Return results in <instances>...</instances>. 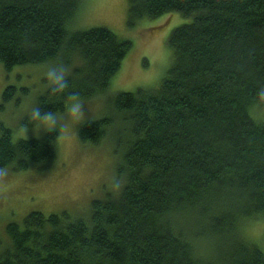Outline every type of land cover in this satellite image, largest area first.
Returning <instances> with one entry per match:
<instances>
[{"label":"trees","instance_id":"trees-1","mask_svg":"<svg viewBox=\"0 0 264 264\" xmlns=\"http://www.w3.org/2000/svg\"><path fill=\"white\" fill-rule=\"evenodd\" d=\"M82 2L0 0L5 71L57 55L71 68L63 96L49 88L37 100L55 114L72 94L105 95L131 48L106 27L72 30ZM172 12L188 21L168 38L160 86L112 97L128 135L120 191L87 218L30 212L9 223L0 264H264L243 230L264 217V0H129L130 23ZM16 92L7 87L0 108L18 103ZM111 124L88 121L78 138L99 144ZM56 139L13 141L0 124V170L49 167Z\"/></svg>","mask_w":264,"mask_h":264},{"label":"rangeland","instance_id":"rangeland-1","mask_svg":"<svg viewBox=\"0 0 264 264\" xmlns=\"http://www.w3.org/2000/svg\"><path fill=\"white\" fill-rule=\"evenodd\" d=\"M128 9L129 0H83L72 24V30L80 31L106 27L131 43L107 93L80 100L83 114L78 122L67 119L66 112L56 114L62 127L37 133L26 115L50 88L43 75L48 63L16 66L8 72L0 64V106L7 87L17 90L18 103L13 101L0 108V124L10 129L13 141L42 138L50 131L57 133V159L49 167L39 169L31 163L25 170H0V250L9 243V223H22L30 212L87 218L94 201L116 195L124 184L117 167L128 137L127 127L114 109L112 97L120 92L158 88L172 65L168 38L176 27L188 21L172 12L130 23ZM73 65H78V60ZM104 117L112 120L105 139L99 144H82L78 128ZM244 227L246 238L264 249V217L251 220Z\"/></svg>","mask_w":264,"mask_h":264},{"label":"clouds","instance_id":"clouds-1","mask_svg":"<svg viewBox=\"0 0 264 264\" xmlns=\"http://www.w3.org/2000/svg\"><path fill=\"white\" fill-rule=\"evenodd\" d=\"M44 79L48 82L53 93L63 96L68 88L69 68L62 56L57 57L47 64L44 70ZM71 103L66 105V118L78 122L82 118V102L75 94L68 96ZM28 121L34 125V130L39 133L41 129L52 130L62 127L59 118L52 111H45L40 105L33 106L27 113Z\"/></svg>","mask_w":264,"mask_h":264}]
</instances>
